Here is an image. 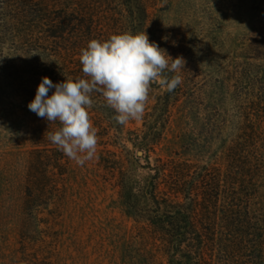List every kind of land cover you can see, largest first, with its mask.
I'll use <instances>...</instances> for the list:
<instances>
[{
    "label": "rangeland",
    "instance_id": "1",
    "mask_svg": "<svg viewBox=\"0 0 264 264\" xmlns=\"http://www.w3.org/2000/svg\"><path fill=\"white\" fill-rule=\"evenodd\" d=\"M76 1L36 0L38 6L29 8L25 0H0V264H160L138 229L134 209L121 196L119 171L112 175L102 158L114 151L124 168L135 169L137 178L144 175L146 151L129 131L147 130L145 112L122 126L112 119L114 110L94 102L89 114L98 136L95 157L80 167L63 154L66 173L53 174L49 168L45 197L25 202L28 156L38 124L28 108L34 98H27V90H35L39 72L54 83L65 79L63 73L83 76L81 49L91 39L110 36L109 19H104L105 32L93 30L87 37L88 28L73 20L75 14L81 16ZM152 1L146 25L117 0L93 4L105 18L117 16L115 11L125 14L120 32L146 31L150 42L172 58H184L182 83L175 92L160 82L150 87L149 111L167 94L179 98L153 157L224 165L231 141L246 132L250 154L261 158L256 206L263 226L264 55L258 52L264 50V0ZM54 25L58 27L52 30ZM261 258L264 264V254Z\"/></svg>",
    "mask_w": 264,
    "mask_h": 264
},
{
    "label": "trees",
    "instance_id": "2",
    "mask_svg": "<svg viewBox=\"0 0 264 264\" xmlns=\"http://www.w3.org/2000/svg\"><path fill=\"white\" fill-rule=\"evenodd\" d=\"M35 1L25 0L24 3L32 8L33 5L38 6L39 2ZM105 1L107 0L75 2L80 7L81 16L75 14L73 20L84 30L88 28L87 37L92 36L93 30L103 34L106 24L110 25L107 29L110 35L125 28L122 21L124 13L115 11L119 16L110 18H105V13H102L104 16L97 14L93 3L103 6ZM117 1L126 5V10L137 13L136 20L144 19L143 24L146 25L150 19L149 7L152 0ZM104 19H109L106 24L102 22ZM119 19V23H116ZM58 25H54L52 30ZM49 36L55 37L56 33L51 31ZM258 53L264 55V50L261 49ZM44 76L39 72L37 83L33 87L35 90L31 92L29 88L27 98L35 97ZM172 97L167 94L164 101L155 106L154 111H149L146 107L144 115L147 130L129 131L131 138L146 151V163L141 164L147 170L141 173L144 175L137 178L135 169L124 168L114 151L108 150V157L102 156L106 169L112 175L119 171L121 196L134 209L138 229L153 246L150 252L155 258H159L160 264H253L255 261L256 264H261V256L264 254V225H261L258 218L257 208L260 203L258 196L262 191L261 158L257 159L250 154V138L245 136L246 132L231 141L226 153L227 163L224 165L220 162L202 163L174 156L153 157L152 153L156 152V145L161 142L170 121V108L179 100L178 97ZM93 100L105 103L99 94H93ZM158 110L160 112L156 114ZM153 116H156L154 121ZM97 121L102 122L101 114H98ZM55 127L57 125L49 126L46 120L38 117L32 137L34 147L28 156L27 188L30 193L25 197L27 203H31L36 197H45L46 190L50 187L49 168L53 174L66 173L67 168L62 163L63 153L45 138L46 131ZM105 129L104 127L103 131Z\"/></svg>",
    "mask_w": 264,
    "mask_h": 264
},
{
    "label": "clouds",
    "instance_id": "3",
    "mask_svg": "<svg viewBox=\"0 0 264 264\" xmlns=\"http://www.w3.org/2000/svg\"><path fill=\"white\" fill-rule=\"evenodd\" d=\"M79 61L83 76L74 78L63 73L65 79L54 83L45 75L28 108L49 126L57 125L46 131L45 138L83 167L95 157L98 145L89 114L93 94L102 96L106 106L114 110L112 119L118 125H126L142 118L153 83L166 85L169 92L182 83L179 73L185 61L181 56L172 58L156 42H150L146 31L91 39L81 49Z\"/></svg>",
    "mask_w": 264,
    "mask_h": 264
}]
</instances>
